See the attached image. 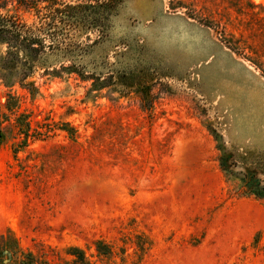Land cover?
<instances>
[{
    "label": "rangeland",
    "instance_id": "obj_1",
    "mask_svg": "<svg viewBox=\"0 0 264 264\" xmlns=\"http://www.w3.org/2000/svg\"><path fill=\"white\" fill-rule=\"evenodd\" d=\"M48 1L0 0V18L38 27ZM93 23L42 38L33 94L0 43V264H72L70 247L91 264H264V200L239 180L258 166L264 186V0H122ZM19 115L52 132L22 147Z\"/></svg>",
    "mask_w": 264,
    "mask_h": 264
},
{
    "label": "trees",
    "instance_id": "obj_2",
    "mask_svg": "<svg viewBox=\"0 0 264 264\" xmlns=\"http://www.w3.org/2000/svg\"><path fill=\"white\" fill-rule=\"evenodd\" d=\"M122 0H96L95 5L90 3L80 4H63L57 0H50L47 2L45 7L46 13L41 16L40 26L35 28H28L27 26L20 24V22L10 18H0V43H4L8 47V52L11 56V60L7 59L1 70L5 73H11L13 70H22L23 78L21 83L24 86H28L33 90L29 91L33 94L36 92L35 84L33 82H27L26 80L31 79L34 73V64L37 62V57L41 55L40 48L42 47L43 37L54 38V30L60 25H73L80 24L82 22L94 21L96 24L101 16L108 15L114 8H116ZM32 8V7H31ZM39 12L38 6H35ZM22 53L25 57L22 58ZM28 73V74H26ZM31 73V74H29ZM140 80H142L140 78ZM136 79L133 74L119 76V85L125 89L132 90L133 88L139 89L145 86V82ZM142 93V92H141ZM143 94V93H142ZM151 89L149 88L145 96L150 97ZM146 99V98H145ZM144 99V101H145ZM18 134L21 139L22 147H26L30 139H40L46 137L47 134L52 132V128H43L42 132L33 130L31 123L28 120V116L19 115L16 120ZM58 130L65 132L69 139L76 142L77 131L69 123L61 124L57 128ZM3 134L0 131V140ZM223 152L220 157L219 164L222 172L225 174L227 179H235V169L239 166L237 160L233 161L232 153L226 151V149H219ZM240 167V166H239ZM244 169L242 178H240V189L241 195L246 197H253L257 200H264V186L263 181L260 178L261 172H259L258 166H246L241 167ZM260 173V174H259ZM237 179V178H236ZM144 237V235H138V238ZM145 243H136L137 247L141 252L148 251L152 242L148 237H145ZM97 256L101 258L111 259L114 256V247L104 240H97L95 242ZM4 251V252H3ZM5 252L13 253V250H4L0 255ZM66 254L72 257V264H91V261L86 256V253L78 247H70L67 249ZM123 261L126 260L124 253L122 254ZM30 263H34L30 261Z\"/></svg>",
    "mask_w": 264,
    "mask_h": 264
},
{
    "label": "bare ground",
    "instance_id": "obj_3",
    "mask_svg": "<svg viewBox=\"0 0 264 264\" xmlns=\"http://www.w3.org/2000/svg\"><path fill=\"white\" fill-rule=\"evenodd\" d=\"M256 1H258V0H256Z\"/></svg>",
    "mask_w": 264,
    "mask_h": 264
}]
</instances>
